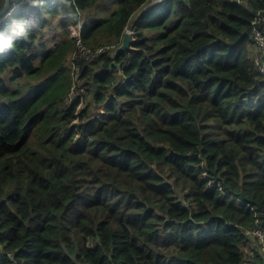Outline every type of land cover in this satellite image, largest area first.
Masks as SVG:
<instances>
[{"label": "trees", "instance_id": "1", "mask_svg": "<svg viewBox=\"0 0 264 264\" xmlns=\"http://www.w3.org/2000/svg\"><path fill=\"white\" fill-rule=\"evenodd\" d=\"M150 1L0 16V264H264V0ZM78 21L92 49L136 30L77 59L67 103Z\"/></svg>", "mask_w": 264, "mask_h": 264}, {"label": "built area", "instance_id": "2", "mask_svg": "<svg viewBox=\"0 0 264 264\" xmlns=\"http://www.w3.org/2000/svg\"><path fill=\"white\" fill-rule=\"evenodd\" d=\"M29 0H14L9 4L8 9L11 14L13 11L17 10L22 6L25 2ZM239 4H244L245 0H233ZM13 4V6H11ZM6 5V3H5ZM254 28L251 32V53L253 56L254 64L258 72L264 78V10L260 11L255 20H254ZM83 23L82 21H78L75 24H71L69 26V30L71 33V38L75 41L76 50L72 53L70 57V67H71V75L73 78V89L69 95L70 102L74 101L80 93L85 90V87L80 86V76H81V68L77 64V59H85V60H94L97 58L102 52L107 49H116L115 45L104 46L97 49H92L85 44L83 41L82 35ZM135 28L133 26H127L125 32L131 33V35L135 34ZM122 42V41H121ZM121 44V43H120ZM119 44V45H120ZM246 235L249 238V246L253 247L252 242L257 243V250L261 251L264 255V232L260 228H256L253 230H246ZM252 241V242H251ZM259 241V243H258Z\"/></svg>", "mask_w": 264, "mask_h": 264}, {"label": "water", "instance_id": "3", "mask_svg": "<svg viewBox=\"0 0 264 264\" xmlns=\"http://www.w3.org/2000/svg\"><path fill=\"white\" fill-rule=\"evenodd\" d=\"M11 3V0H6V5L2 10H0V16L5 13V11L8 9L9 4ZM132 43V35L129 32H125L124 36L122 38L121 44L115 49V51L112 53V56L116 58L119 54L125 52L128 50ZM113 65H116L117 67H120L121 65L117 62H113L110 66L112 68Z\"/></svg>", "mask_w": 264, "mask_h": 264}, {"label": "rangeland", "instance_id": "4", "mask_svg": "<svg viewBox=\"0 0 264 264\" xmlns=\"http://www.w3.org/2000/svg\"><path fill=\"white\" fill-rule=\"evenodd\" d=\"M160 1H163V0H151L150 1V3H149V5L148 6H154V5H156L157 6V4H159L160 3ZM148 6L147 7H145V9H148ZM152 9H150V11H151ZM133 24V23H132ZM132 24H129L130 25V27L132 26ZM59 31V29L54 25V27H53V29L51 28V29H48V34H50L51 36H53L54 35V33H55V35H56V33ZM54 37V36H53ZM53 37H51V38H53ZM85 92V90L82 92V93H84ZM79 96H81V93H80V95ZM78 96V97H79ZM68 102H70V98H69V96H68V98H67V103ZM252 242V241H251ZM253 243V247L252 248H257V243L255 242H252ZM258 243H259V241H258ZM260 244V243H259ZM246 264V263H245ZM248 264V263H247Z\"/></svg>", "mask_w": 264, "mask_h": 264}, {"label": "crops", "instance_id": "5", "mask_svg": "<svg viewBox=\"0 0 264 264\" xmlns=\"http://www.w3.org/2000/svg\"><path fill=\"white\" fill-rule=\"evenodd\" d=\"M260 252H261V251H260ZM261 253H262V252H261ZM247 263H248V264H251L250 262H247ZM247 263H246V264H247Z\"/></svg>", "mask_w": 264, "mask_h": 264}]
</instances>
